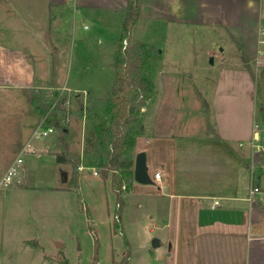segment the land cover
I'll list each match as a JSON object with an SVG mask.
<instances>
[{
  "label": "crops",
  "instance_id": "obj_1",
  "mask_svg": "<svg viewBox=\"0 0 264 264\" xmlns=\"http://www.w3.org/2000/svg\"><path fill=\"white\" fill-rule=\"evenodd\" d=\"M126 2L0 0V179L30 141L41 119H35L38 114L31 103L30 106L25 103L26 90L51 89L50 81L63 67L65 43L60 35L63 22L70 25L74 34L73 47L81 49L83 45L85 49L93 47V43L100 49L93 53L96 58L90 64L81 62L84 53L77 55L79 83L73 87L63 84L62 88L89 92L99 101L96 88L108 72L112 74ZM140 16L144 22L140 37L152 49L150 62L154 69L171 46L169 43L177 42L176 37L167 33L178 29L213 32L214 36L222 37L226 34L230 37L229 47L237 49L236 57L232 56L228 64L225 60L221 62L222 70L217 76L202 75L199 80L201 90L206 79L211 82V90L214 89L208 101L192 89L199 101L193 100L191 87L187 86H194L197 77L187 71L160 66L158 74L148 75L154 89L141 108L143 132L135 139L132 169L136 154L144 152L151 183L140 184L133 177H124L121 205L122 211L128 198L134 196L138 197L140 207H144L145 198L155 200L146 213V223L150 224L146 229L152 234L151 240L158 239L159 246L152 248L151 240L146 242V264H264V203L248 200L251 155L247 144L239 146L240 142L247 143L256 129L251 112L257 103L252 101L250 88L251 72L258 73L264 68L257 55L260 45L264 47L258 43L259 31L264 29V0H140ZM90 28L87 34L85 30ZM248 37H256L255 56L253 51L252 56L245 54ZM149 41L155 43L153 47ZM221 43L217 39L205 42L210 49L207 54L215 59L214 49ZM224 48L219 47V53H224ZM107 54V60L103 61L101 56ZM93 64L95 67L91 69ZM202 93L208 95V88ZM164 105L169 107L165 120L161 114ZM195 105L196 110L208 117L200 125L190 118L189 112ZM260 105L264 114V100ZM175 111L188 112L178 120L172 114L168 120ZM85 119V116L80 118L82 125L78 121L70 122L66 128L70 152L80 155L79 165L83 166L78 171L77 190L69 188L67 183L72 171L68 162L57 163L61 166L63 183L42 186L30 179V169L42 167L43 161L39 160L43 155L52 153L55 159L61 152L56 131L47 136L46 142L31 144L33 151L26 153L31 165H25V154L16 182L8 188L0 187V264H50L51 261L58 264L52 258L50 261V256L35 241L30 231L31 221L30 226L26 225L28 217L34 211L43 217L49 209L67 208L70 204L66 205L65 199H71L73 192L80 196L81 187H96L95 192L100 195L103 187L112 190L110 177L103 179L99 169L88 166L82 156ZM258 135L262 141L259 132ZM254 157L264 162V154ZM93 171L98 174L94 175ZM156 173L158 179L154 178ZM253 182L264 189V174L258 172ZM214 199L219 200V205L211 209ZM88 209L86 206L91 217ZM19 220L24 226L18 230ZM57 240L54 238L55 250L63 247ZM128 264H131L130 256Z\"/></svg>",
  "mask_w": 264,
  "mask_h": 264
},
{
  "label": "rangeland",
  "instance_id": "obj_2",
  "mask_svg": "<svg viewBox=\"0 0 264 264\" xmlns=\"http://www.w3.org/2000/svg\"><path fill=\"white\" fill-rule=\"evenodd\" d=\"M63 23V26L60 27L62 29V33H60V35L65 43V61L63 63V67H60V70L57 72L56 77H54L53 80L50 81L53 84L51 86L52 88H48V90H45L44 93L46 100L51 104L53 101L52 92L54 91V88H57L59 92H61V94L66 95V113L64 114L65 121L67 118H69V122H66V125L68 126L70 122L76 121L81 124L82 120H80V118L85 116L86 119L82 127L84 137V127L86 123L89 122V117L87 114H85V112L82 116H80L79 108L80 104L84 108H88L90 102L89 99H94V97L91 93L85 91L76 92L72 89L64 90V87L62 88V85L65 84L68 87H73V85L79 83L76 68L78 65L75 62L77 55H79L80 53H84L81 62L84 61L86 64H90L91 60L93 59V61H95L96 58L93 53L99 51L100 47H98V45H94L93 43V47H86L85 49L83 45H81V49H78V47H73L72 38L74 34L69 28L70 25H67L65 21ZM54 25L56 26L57 23H55ZM137 26L136 32L139 31V27ZM90 31L91 28L89 30H85L87 34ZM114 34L116 35L117 33L115 32ZM215 34L216 33L213 32H184L180 29H178V31L168 32V36H172V38L176 37V44L172 42L169 43L171 46L166 49L165 54L162 56V60H159L156 63L157 68L155 67L154 69L151 62L145 65V73L149 76L154 73L158 74V68L160 66H167L172 68V70L178 69L177 72L187 71L197 77V81L195 82L194 86H187V88L191 87L189 93L191 94L193 100L195 102L196 100H198L194 95L195 90L196 92L200 93V98H202L203 100L206 98L208 101V99H211V95L214 89L211 90V82L210 80L206 79L203 83L204 87L201 90L202 83H200L199 80H201V77H203L202 75H207L206 77H209L210 75L217 76L222 70L221 62L225 60L228 64L229 61H231L232 56L236 57L237 55V49H231L229 47V36H227L226 34H224V37H222V35L220 34L214 36ZM139 36L141 35L139 34ZM123 38L124 33L122 32L119 40L120 45H123ZM214 38L222 42L218 45L219 47H225L224 53H219V47L214 49L215 59L212 55L207 54L208 50L210 49H207L205 44V42H207L208 40H215ZM261 39H264V36H261L260 40ZM245 41H247L244 49L245 54L247 56H252L251 53L253 51L255 56V44L257 46L256 37H248V39H246ZM148 44H150V46L152 45L153 47L155 43L153 41H149ZM148 49L149 56L151 57L150 51L152 49ZM262 52H264V47H261L260 45V52H258L257 55L259 56V63L264 64V53ZM116 55L117 51L115 52V56ZM101 57L103 61L107 60L108 54L107 56ZM113 58L115 59L114 56ZM58 66H61V63H59ZM94 67L95 64L92 65L91 69H93ZM260 69L261 71L258 73H255L254 71L251 72V98L254 104L257 103L253 109V112H251V115L255 121V128L263 137L262 141L260 140V144L264 146V114H261L260 110V102L264 100V68L262 67ZM114 74L115 68L113 63L112 74H109L108 72L106 79L99 81V84L102 86L98 85V87L96 88V96L100 102L110 95V86L113 82L112 80H114ZM182 82L186 83V81ZM204 88H208V95H203L202 91L204 90ZM221 92L222 91H220L219 93L221 94ZM26 100L25 103L27 104V106H30V102L28 101V99ZM222 104H226V101H223ZM168 109L169 107L167 105L162 106L161 114L163 115L162 118L164 120L165 113L168 111ZM199 111L200 110H196L195 105L193 107V111L189 112V114L191 116L190 118H192L193 121L199 123L200 125L202 122H204V119L207 120L208 117L205 113ZM187 112L188 111H184L183 113H180L179 111H175L169 114L167 119L169 120L171 115L173 114V119L178 120L181 114L185 116ZM34 113L38 114L39 118L36 116L35 119L39 120L41 118L39 111L34 110ZM159 114L160 111H158V115ZM41 120L42 119H40V121ZM75 134L77 133L75 132ZM55 137L57 138V133L55 134ZM48 139L49 137H42L37 140L33 139L31 144L35 146L37 143H44ZM51 154L47 153L41 157L39 161H43L42 167L40 166L39 168L30 169L32 177L30 175L29 176L32 182H35L36 184L42 186H52L55 184L63 183L61 181L62 178L60 177L61 173H59V168H61V166L57 165L58 162L55 161ZM27 156L28 155L26 154L24 157V159H26L27 161L25 165L30 166V157ZM81 188L82 193L80 196H77V194L73 192L71 199H65L66 202L64 200L65 204L67 202H69L70 204V206H67V208H62L59 211L49 209L47 215H43V217H41L40 214H37L34 211L32 217H28L27 219L26 225L30 226L31 221L32 227L30 231L31 233L33 232L35 241L42 246L45 254L50 256L49 260L52 258V260H56L58 264H61L63 260L68 261L70 264H91L95 250L94 238H96L98 240L97 264H110L111 260L113 259L119 261L123 257L127 249L130 251L131 264H146V242L153 238L152 234L148 232V229H146V226L147 228H149L148 226H150V224L146 223V213L153 207V203L155 200L153 198H145L143 200L144 207H140L138 197L134 196L131 197L130 200L128 198L127 203L123 205L121 211L122 203L120 205V209L116 210V204L120 203L117 202L116 195L113 190H111V187H103V195L95 192L96 187ZM86 206H88L89 208L88 210L91 217L88 216ZM83 207L85 208V210H83ZM120 211L122 218L120 216ZM115 212H117L120 216L121 235L118 234L113 223V215ZM88 218L91 219V224L90 222H88ZM88 225L93 228L96 237L91 234ZM23 226L24 223H21V221L19 220L18 230ZM154 234H156V231ZM54 238H58L57 242H60L63 245L61 249L55 250ZM127 242L130 243V248L127 247ZM50 264H53V261H51Z\"/></svg>",
  "mask_w": 264,
  "mask_h": 264
},
{
  "label": "trees",
  "instance_id": "obj_3",
  "mask_svg": "<svg viewBox=\"0 0 264 264\" xmlns=\"http://www.w3.org/2000/svg\"><path fill=\"white\" fill-rule=\"evenodd\" d=\"M123 33L125 48L119 45L114 59V83L108 98L101 102L89 99V107L80 104L79 115L85 114L89 122L84 127L82 156L88 166L99 169L103 179L110 177L112 190L117 202L122 203V179L133 177V149L135 139L143 132L140 117L141 108L150 98L154 86L151 78L145 73L144 66L149 64V47L141 40L144 25L140 16V0H127L123 12ZM138 25V26H137ZM136 26L139 31L136 32ZM151 54V51H150ZM26 96L44 119L45 127H54L61 152L56 155L58 163L68 162L72 165L69 188H79L80 155L70 152L68 131L64 114L66 113V95L58 89L52 92V104L45 98L40 89L26 90ZM86 115V117H87ZM119 171L120 173H116ZM94 255L91 264L98 261V240L94 238ZM128 247V246H127ZM130 252L127 249L119 260L111 264H128ZM61 264H70L63 260Z\"/></svg>",
  "mask_w": 264,
  "mask_h": 264
},
{
  "label": "built area",
  "instance_id": "obj_4",
  "mask_svg": "<svg viewBox=\"0 0 264 264\" xmlns=\"http://www.w3.org/2000/svg\"><path fill=\"white\" fill-rule=\"evenodd\" d=\"M261 36H264V29H261L259 31ZM258 43H261L264 45V39H261ZM126 45V40H123V46L122 48L124 49ZM44 119H42L38 125L36 126V128L33 130V133L31 135V140L33 139H39L42 137H47L50 134L55 132L54 127L50 126V127H45L44 126ZM259 135H258V131L257 129H253L252 131V137L251 139L245 143V142H240L239 146L242 147L245 144H247L249 146V151H250V155H251V160L249 162V176H250V181H251V185H250V189L248 192V200L249 201H259L264 203V189L261 188V186L254 184L253 180L254 178L257 176V173L260 172L261 174H264V162L261 161L259 162L258 160L255 159V155H261L264 154V146H262L260 144L259 141ZM30 141L24 146V148L20 151V153L16 156V158L14 159V161L9 165V167L7 168V170L5 171V173L3 174V176L0 179V187L2 188H8L10 186H12L16 180L19 177V171H20V165L23 163V155L25 153H30L33 151V148L31 146ZM78 171L83 170V166L79 165L77 168ZM94 175H97L98 173L96 171H93ZM155 179L159 178V173H156L154 175ZM125 187H122V190H124ZM219 205V200L214 199L213 202L210 204V208L211 209H215L217 206ZM120 209V204H116V210ZM83 210H85V208L83 207ZM88 222H90L91 224V219L88 218ZM113 223L116 227V231L118 232V234L121 235V227H120V216L118 215L117 212L114 213L113 215ZM89 231L91 232V234L93 236H95V232L93 230V228L91 226H89Z\"/></svg>",
  "mask_w": 264,
  "mask_h": 264
},
{
  "label": "water",
  "instance_id": "obj_5",
  "mask_svg": "<svg viewBox=\"0 0 264 264\" xmlns=\"http://www.w3.org/2000/svg\"><path fill=\"white\" fill-rule=\"evenodd\" d=\"M211 63H212V59H211ZM133 178L137 183H140V184H150L151 183V179L147 173L146 156L144 152H139L135 156L134 168H133ZM63 179L64 180L67 179V176L65 173L63 174ZM150 244L152 248H157L159 246V241L158 239L154 238L151 240ZM57 245L59 247L62 246L60 243H58Z\"/></svg>",
  "mask_w": 264,
  "mask_h": 264
}]
</instances>
